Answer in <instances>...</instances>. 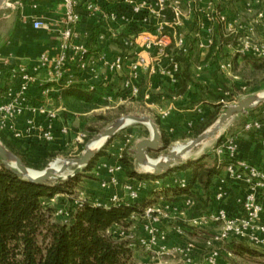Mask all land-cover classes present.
<instances>
[{
  "label": "crops",
  "instance_id": "1",
  "mask_svg": "<svg viewBox=\"0 0 264 264\" xmlns=\"http://www.w3.org/2000/svg\"><path fill=\"white\" fill-rule=\"evenodd\" d=\"M16 1L7 0L3 8L0 9V105L6 101V93L9 89L18 88L20 77L17 70L19 68L35 69L40 64L42 56L53 57L58 54L62 32L67 28L64 22L62 0H24L19 8H12L11 5ZM84 1L77 0L80 23L76 29L80 36L75 43L83 46L88 51V55L85 67L81 66L80 54L75 55L74 59L68 62L66 81L71 84H81L86 86L88 90L106 94L111 105L128 104L130 100L143 103L142 116L151 118L157 124L161 137L165 136L172 142L182 140L185 133L192 128L195 129L198 123L206 119L212 112V106L215 103L210 100L209 96H206V93L207 91L212 92L216 87L215 79L219 75V70L230 74L228 67L232 66L231 61L236 57L235 54H240L232 45L235 41L240 43L242 35L248 34L246 29H249L251 24L249 25L244 21L249 16L255 14L257 28L262 34V42L264 43V22L258 19V15L254 11L247 12L246 0L218 2L214 9L220 11L234 25L233 30L223 25V30L231 38L230 42L222 48L219 70L217 71L216 66H212V61L204 63L211 45L207 43V47L203 50L198 48L200 41H208L209 38L213 41V21L217 14L208 10L210 0H196L194 2L177 0L182 12L180 24L176 26L175 16L169 11L166 12L163 33L168 40V47L164 52L156 48L151 51L152 67L141 74L137 82L141 93L139 97L133 98L128 90V86L133 84L128 65L135 58V55L144 49L135 43V40L137 38H152L156 34L158 22L154 20L150 25H143L139 22L131 26L105 25L97 16L89 15L83 9ZM121 2L122 0H105L104 3L106 9H113L119 6ZM261 2L262 6H259L258 11H264V0ZM209 13H211V17L208 16ZM36 21L44 23L48 28L35 29L34 23ZM180 38L184 40L182 47L178 45ZM181 53L190 57V61L185 66L189 67L193 80L201 85L200 87L190 86L185 94L179 92L177 76L175 78L173 75L163 74L164 71H171L170 59H175ZM101 55H105L109 63L120 55H126L128 60L123 72L120 74L110 72L108 64L100 60ZM223 55L226 57L223 58ZM237 57L241 58V55ZM49 73L50 70L47 69L37 71L38 83L30 91V97L34 98L36 104L48 102L59 107L63 103L61 94L55 86L47 88L48 94L46 96L41 95L44 89L42 83L49 77ZM201 87L205 89L202 90ZM102 108H107V106ZM74 116L76 115L71 117ZM62 120H64L63 114L60 115L58 121L51 123L45 116L26 111L15 122V129L22 135L21 139L13 138L8 132L1 134H4L11 143L18 144V149L26 153L29 161L36 162L47 153L60 151L74 140L75 136L72 130L68 134L61 133V127L64 126ZM28 121H33L34 124L27 125ZM48 126H51L54 136L51 142L44 140L39 129ZM68 126L71 127V125ZM129 126L120 130L110 139L109 146L103 151V155L99 157L93 170L89 172L95 180V182L89 183L87 189V194L91 197L103 202H107L114 195L127 199V192L123 187L124 183L145 182L147 185L141 189L140 198H142L153 187V182L135 181L129 178L125 169L118 173V178L122 184L107 190L101 187L102 181H108L110 175L104 169L97 170L98 166L103 164L117 165L119 150L128 140L130 143L123 155L125 152L128 153L129 161L134 164L135 170L139 173L140 167L131 151L140 141L150 139L151 131L148 126L143 124H138L135 127ZM236 130L231 133V136L238 140L239 147L236 155L230 161L235 166L243 162L249 163L264 173V129L262 133L255 135L245 133L242 127ZM191 178L192 171L186 170L173 174L171 180H168L167 177L160 180L164 183L171 181L188 183ZM222 179L227 180L225 167L221 168V175L214 179L209 193L202 191L199 186H195L192 189V195H182L176 200L183 201L186 197H191L196 201L195 209L201 210L202 213L217 212L222 208L230 217L243 218L242 202L252 187L245 182L238 183L230 179L223 183ZM218 189L225 192L222 202H217L215 199ZM256 194L264 207V190H258ZM192 215H194L193 211ZM213 230L215 232V229ZM251 247L264 255V248Z\"/></svg>",
  "mask_w": 264,
  "mask_h": 264
},
{
  "label": "built area",
  "instance_id": "2",
  "mask_svg": "<svg viewBox=\"0 0 264 264\" xmlns=\"http://www.w3.org/2000/svg\"><path fill=\"white\" fill-rule=\"evenodd\" d=\"M23 1L24 0H17L11 5L12 8H19ZM191 1L194 2L196 0ZM222 1L225 0H210L208 10L217 14V18L220 22L233 30V22H229L220 11L218 12L214 9L216 4ZM246 1V10L248 13L253 12L254 7L261 4V0ZM104 2L105 0H85L83 9L89 15L97 16L102 23L110 26H131L136 22L143 25H150L154 20L158 22V24H156V34L152 38H137L135 40V43L141 45L144 49L142 52L136 54L135 58L130 61L128 65L129 74L133 83L128 86L129 94L133 98H137L141 93L137 82L141 74L144 71H148L153 64L151 51L156 48L164 52L168 47V40L163 33L165 29L164 21L166 12L169 11L175 16L176 26L180 24L179 21L182 12L179 2L177 0H122L121 4L113 9H106ZM62 4L64 8V22L67 28L62 32L59 52L53 57L42 56L40 64L35 69L30 70L27 67H21L17 70V74L20 77V84L17 89L11 88L7 91L6 101L0 105V134L8 132L13 138L21 139L22 135L15 129V122L16 119L26 111L45 116L51 123L58 121L60 115L67 112V109L63 105L55 107L54 104L48 102L36 104L34 98L30 97V91L32 88L36 87L38 83L36 77L37 71L42 69L50 70L49 77L42 83L44 89L41 95L46 96L48 94V87L59 84L63 79H66L68 62L73 60L75 55L80 54L81 66L85 67L88 51L83 46L76 45L75 43L80 36L76 29L80 23L78 2L77 0H62ZM257 15L258 19L264 22V11L259 10ZM208 16L211 17V13H209ZM34 28L47 29L48 27L44 23L36 21L34 23ZM248 30L252 33L254 30L253 24L250 25ZM249 33L240 38L239 42L242 44L241 50L239 51L240 54H252L259 58H263L264 45L254 44ZM212 42L211 38H209L208 41H200L198 43V48L203 50L207 47V43L212 45ZM183 43L184 40L180 38L178 40V45L182 47ZM100 60L108 64L110 72L120 74L123 72L128 59L126 55H120L109 63L106 56L101 55ZM170 63L171 71H164L163 74L173 75L176 78L179 71V64L173 58L170 59ZM222 68L224 69L225 67ZM228 68H230V66ZM66 83L71 85L70 82L66 81ZM33 124V121L27 122V125ZM68 125L69 124L66 123L61 127L62 134H68L70 132L71 129ZM30 128H32V126H30ZM39 129L46 142L53 141L54 136L51 126L40 127ZM263 129L264 123L260 119L248 120L243 125V131L245 133L260 134L263 132ZM129 143L130 140L119 150L117 165L111 166L103 164L98 166L97 170L104 169L110 175L108 181H102V189L107 190L122 184L118 178V173L124 169V164L122 162L124 158L123 153ZM238 147V140L234 137H229L222 143H219L213 150V153L215 157L218 158L219 164H221L222 162L232 160L236 155ZM237 166L230 164L225 167L227 171V180L230 179L238 183L245 182L252 187L251 191L247 193L242 202L244 211L243 218L230 217L222 208L217 212H204L188 216L189 212L193 211L197 206L193 198L186 197L183 201L164 200L159 205L154 204L147 207L142 215V219L144 220L142 228L147 234V238H136L133 235L129 236L126 233H122L119 239L124 240L123 238L127 237L126 240L130 243V247L139 246L145 249L152 255L150 259L165 256H180L183 257L187 263H192L198 250L195 243L188 242L184 245L176 244L174 247H168L165 244L168 239L166 232H160L155 228L156 223H167L169 220H172V215H176L177 217L180 216V221L188 222V225L191 227L215 229V232H213L204 243L205 264H220L224 257H235L231 249L233 242H243L257 248H264V207L256 194V191L264 190V173L249 163L243 162L239 163ZM227 180L222 179V182L226 183ZM164 184L165 183L161 180L152 183L154 187H159ZM167 184L178 185L182 188L187 186L186 182L171 181ZM146 185L147 183L145 182L135 184L124 183L123 187L127 192V199H122L114 195L107 202L100 201L85 192H81L74 204H91L96 207L105 208H110L118 204H133L140 200L141 189ZM224 195L225 192L222 189H218L215 196L216 201L222 202ZM52 201H54V199ZM58 214L68 216V213L62 210H60ZM174 232L179 238H183V225L179 224ZM150 259L146 260L143 264H151Z\"/></svg>",
  "mask_w": 264,
  "mask_h": 264
},
{
  "label": "trees",
  "instance_id": "3",
  "mask_svg": "<svg viewBox=\"0 0 264 264\" xmlns=\"http://www.w3.org/2000/svg\"><path fill=\"white\" fill-rule=\"evenodd\" d=\"M212 37L214 42L204 63L212 61V66H216L218 71L222 48L230 42L231 36L225 33L223 24L217 17H214ZM175 61L180 64L177 73L180 94H185L190 86L200 87L193 80L189 67L185 66L190 57L181 53ZM258 61L260 65H256V68L264 72V57L258 58ZM235 62L236 58L233 59L234 64ZM54 86L59 90L62 103L67 109L63 113L65 119L110 105L106 94L88 90L84 85H68L66 79H63ZM219 113L215 106L214 111L198 123L195 134L199 136L212 126ZM66 123L69 124L67 120ZM0 141L20 157L28 168L40 172L47 168L50 159L64 150L47 153L38 161L32 162L28 160L25 152L18 149L19 145L8 141L4 134H0ZM223 141L221 139L219 143ZM169 142L165 136L162 137L163 146L169 145ZM83 149L81 146V150ZM102 155L103 151L99 152L86 167L88 172L93 170ZM203 161L204 159H200L180 167L182 171H192V178L185 188L173 184L153 186L137 204H118L110 208L91 204L75 205L72 202L68 209L69 218L64 221L62 218L54 220L57 209L46 205V201L50 202L58 195L71 193L78 175L64 183L37 185L7 170L0 159V264H133L135 249L130 247L128 241L109 236L107 232L115 227L127 229L132 217L142 216L144 209L154 205L156 198L162 195L166 198L172 197L175 201L182 195H192L195 186L209 193L214 179L221 175V168L233 164L230 160L219 164L217 157H214L212 166L205 165ZM122 162L128 177L135 181L155 182L170 176L138 173L134 164L129 161L127 152ZM232 251L235 256L244 258L262 256L243 242L234 246Z\"/></svg>",
  "mask_w": 264,
  "mask_h": 264
},
{
  "label": "rangeland",
  "instance_id": "4",
  "mask_svg": "<svg viewBox=\"0 0 264 264\" xmlns=\"http://www.w3.org/2000/svg\"><path fill=\"white\" fill-rule=\"evenodd\" d=\"M236 1V0H232ZM262 1V0H261ZM233 4V3H232ZM262 6V2L260 4ZM259 5V6H260ZM255 6V4H254ZM254 7V12H258V8ZM244 22L247 24H253L254 30L252 33L248 30L247 32L252 37V42L254 44L258 45H264L262 42V34L259 32L257 28V18L254 16H249ZM243 36V35H242ZM264 36V35H263ZM263 43V44H262ZM236 51H240L242 44L238 43L237 41L233 42L232 45ZM241 55V58H238L237 56ZM235 58L237 59V62L235 64L232 62V66L228 68L230 70V74H227L226 72H220L219 75H217L215 79V88L212 90V92L207 91L206 96L210 97V100L214 101L215 105L212 106V111H214V107L217 106L219 110V117L218 119L230 108L236 106L240 101L250 97V96H260L261 94H264V72L261 70H258L256 68V65H260L258 58L256 55L247 54V58L245 55L242 54H235ZM250 56V57H249ZM196 56L194 55V58ZM226 57L223 55V58ZM228 57V56H227ZM233 57V56H231ZM234 58V59H235ZM232 60V59H231ZM143 103L135 100H130L129 103L123 104V105H109L107 108H101L95 111H92L90 113H87L86 115H76L71 118H63L62 120L64 124H66V120L69 122V125H71L70 129L72 130L75 138L73 141L69 143L68 146L63 148V152H61L57 157L52 158L49 160V163L47 167L58 159H75L80 158L83 153L85 152L86 146L88 142L93 139L94 136L98 135L103 130H106L110 128L117 120H119L122 117L133 115V116H142L143 114ZM146 110V109H145ZM264 103L258 105L254 109L248 110L246 112H243L237 116H235L233 119H231L226 125H224L220 135L215 136L213 139L210 140V144L208 147H206L202 151V146H199L192 152L189 158H184L182 164H175L174 168L168 173L170 176H165L168 178V180H171L173 177V174L180 173L182 170L180 167H184V165L196 162L200 159H204L203 163L208 166H212L214 164V153L213 150L217 147L219 144V141L221 139L226 140L231 136V133L239 130L240 127L243 129V125L247 122V120L251 119H260L264 121ZM217 119V120H218ZM216 120V122H217ZM215 122V123H216ZM214 123V124H215ZM213 124V125H214ZM138 124H131L129 127H135ZM212 125V126H213ZM211 127V126H210ZM209 127V128H210ZM207 128V129H209ZM196 129V128H195ZM195 129L192 128L189 132L185 133L182 140L180 141H170L167 146H163L164 149L149 154V157L153 160H158L160 157H162L164 154H167L169 151H171L173 148L177 147L178 145H186L187 143L193 141L198 136L195 134ZM206 129V130H207ZM205 130V131H206ZM204 131V132H205ZM203 132V133H204ZM201 135V134H200ZM233 135V134H232ZM135 137V136H134ZM136 139V137H135ZM108 140L105 145L99 150V152H102L107 149L109 146ZM112 142V141H111ZM81 146L84 147L83 150H81ZM202 151L201 153H199ZM31 169V168H30ZM140 174H147L146 171H144L143 168H139ZM34 170V169H33ZM76 170V166H70L69 170L66 172L67 175L63 179H53L49 183L51 185H55L57 183H64L66 181H69L70 179L74 178H67L74 174V171ZM167 174V175H168ZM151 175V174H148ZM163 177L162 179H164ZM171 177V178H170ZM167 181V180H164ZM95 182L93 176L86 170V168L81 170V173L78 174V179L74 183V187L71 189V193H65L62 195H58L55 197L54 201H46V205H50L52 207H55L57 209L54 220L62 218L64 221L69 218L67 215H59V211L62 210L66 213H68V209L71 205V203L75 202L79 194L81 192L87 193L88 185L89 183ZM164 185H168L165 183ZM146 194V193H143ZM148 194V193H147ZM146 194V195H147ZM143 197V196H142ZM172 197H162L156 198V201L154 204L159 205L164 200L174 201L171 199ZM141 199V198H140ZM140 201V200H139ZM176 201V200H175ZM138 202V201H137ZM135 202L134 204H137ZM145 211V209H144ZM142 212V215L144 213ZM194 214H201V210L194 209ZM204 213V212H203ZM192 214V211L189 212L188 216ZM64 217V218H63ZM172 220H169L167 223H156L155 228L158 229L160 232H166L168 239L166 241V245L168 247H174L176 244H186L188 242H193L197 246V252L195 259L192 263H187L183 257L180 256H165V257H156L154 259H150L152 257L151 253L146 251L145 249L135 246L133 247L135 250L134 252V260L133 264H143L146 260L150 259L151 264H205V248L204 243L209 238L211 234H213L214 230L212 228L204 229V228H194L188 225V222L180 221V216L172 215ZM187 219V218H184ZM143 219L142 216L134 217L130 220V225L127 229L123 227H115L113 229H110L107 232V235L109 236H116L119 238V236L122 233H126L129 236H134L136 238H147V234L143 231L142 225H143ZM181 224L184 227V234L183 238H179L174 230L176 227ZM213 231V232H212ZM125 237V236H124ZM124 241H127V237L123 238ZM240 242H233L232 248L234 246H238ZM231 248V249H232ZM220 264H264V255L262 256H256L251 258H244L235 256L233 258H226L224 257L221 260Z\"/></svg>",
  "mask_w": 264,
  "mask_h": 264
},
{
  "label": "water",
  "instance_id": "5",
  "mask_svg": "<svg viewBox=\"0 0 264 264\" xmlns=\"http://www.w3.org/2000/svg\"><path fill=\"white\" fill-rule=\"evenodd\" d=\"M7 0H0V9L3 8ZM264 103V96H250L242 101H240L236 106L228 109L218 120L217 122L207 129L204 133L199 135L196 139L186 144V146L177 153L175 148L169 151L167 154H164L158 160H153L149 157V153H156L164 149L162 145V137L159 131L157 124L149 117L146 116H133L128 115L117 120L110 128L103 130L98 135L94 136L91 139L85 149V152L80 158L75 159H66V164L63 165L61 170L56 173L51 164L43 171L40 172L41 175L32 177L29 172L32 169L28 168L23 160L10 151L2 142L0 141V159L3 165L7 170L13 171L18 177L29 181L37 185H45L51 180L60 177L66 173L70 166H76L74 174L67 177H75L81 173V170L86 168L93 159L99 153V150L91 149V145L95 142H98L102 139H105L106 142L115 136L120 130L129 126L130 124H143L149 127L151 131V138L147 140L140 141L135 148L131 151L135 157L136 163L139 167L149 166L151 167V172H146L147 174L155 176H163L168 174L175 164H182L183 157L193 151L202 143L214 138L215 136L220 135L224 125H226L231 119L235 116L246 112L248 110L254 109L260 104ZM127 121H130L128 124ZM156 161V163H152Z\"/></svg>",
  "mask_w": 264,
  "mask_h": 264
},
{
  "label": "bare ground",
  "instance_id": "6",
  "mask_svg": "<svg viewBox=\"0 0 264 264\" xmlns=\"http://www.w3.org/2000/svg\"><path fill=\"white\" fill-rule=\"evenodd\" d=\"M260 96H264V94H261ZM127 123L129 124L130 123V121H127ZM131 125V124H130ZM213 139V138H212ZM211 140V139H210ZM210 140H208V141H206V142H204V143H202L201 145H199V146H202V151L206 148V147H208L209 146V144H210ZM105 143H106V140L105 139H102V140H100V141H98V142H95V143H93L92 145H91V149H93V150H100L104 145H105ZM186 145H178L177 147H175V150H176V152L177 153H179L184 147H185ZM198 146V147H199ZM197 147V148H198ZM196 149V148H195ZM194 149V150H195ZM194 150L193 151H191L190 153H188L187 155H185L184 157H183V160H184V158H189L190 157V155L192 154V152H194ZM202 151H200L199 153H201ZM152 163H156V161H153ZM66 164V161L65 160H63V159H58V160H55L54 162H52L51 163V166H52V168H53V170L56 172V173H58L60 170H61V168L63 167V165H65ZM143 169H144V171H146V172H151L152 171V169H151V167H149V166H145V167H142ZM29 174H30V176H32V177H35V176H38V175H41V173H40V171H34V170H32V171H30L29 172ZM66 175H67V173H64L62 176H61V178H65L66 177ZM58 178H60L59 176H58Z\"/></svg>",
  "mask_w": 264,
  "mask_h": 264
}]
</instances>
